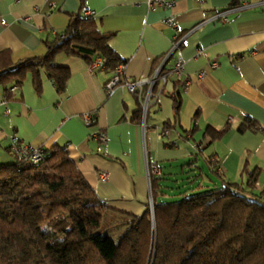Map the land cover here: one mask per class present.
<instances>
[{
  "label": "crops",
  "instance_id": "1",
  "mask_svg": "<svg viewBox=\"0 0 264 264\" xmlns=\"http://www.w3.org/2000/svg\"><path fill=\"white\" fill-rule=\"evenodd\" d=\"M83 6L125 64L122 81H145L135 92L123 85L107 91L113 69L103 65L91 74L90 60L79 55L56 60L70 71L62 92L42 71L40 92L31 73L20 84L5 78L0 161L10 162L7 147L13 142L47 151L61 147L112 215L145 211L151 163L173 182L175 168L194 155L195 165L187 167L192 174L214 168L231 182L245 181L246 164L260 169L261 185L264 0H0V69L42 56L46 42ZM177 62L180 69L173 70ZM247 119L257 128L239 131ZM209 127L227 130L209 141ZM193 178L209 180L204 174Z\"/></svg>",
  "mask_w": 264,
  "mask_h": 264
},
{
  "label": "trees",
  "instance_id": "2",
  "mask_svg": "<svg viewBox=\"0 0 264 264\" xmlns=\"http://www.w3.org/2000/svg\"><path fill=\"white\" fill-rule=\"evenodd\" d=\"M60 55L88 61L101 56L110 69L120 61L93 19L80 13L46 42L42 56L0 69V83L6 78L20 84L31 73L40 92L42 71L62 92L70 71L57 64ZM140 114L141 108L135 112ZM247 128L257 124L247 119L239 131ZM226 130L209 127L205 135L214 141ZM44 151V159L34 164L19 160L7 147L10 162L0 161V264H264L259 168L245 164L243 183L212 168L219 184L209 187L198 178L195 185L172 193L174 199H163L167 178L151 175L152 215L148 207L137 216L112 215L63 148ZM105 215L117 224L116 237L102 230Z\"/></svg>",
  "mask_w": 264,
  "mask_h": 264
},
{
  "label": "built area",
  "instance_id": "3",
  "mask_svg": "<svg viewBox=\"0 0 264 264\" xmlns=\"http://www.w3.org/2000/svg\"><path fill=\"white\" fill-rule=\"evenodd\" d=\"M172 3L173 2H164L165 5H172ZM81 11H82V14L84 16H91L92 15V11L86 6H83L81 8ZM166 23L169 24L170 20L167 19ZM104 64H105V59L101 56H96L87 64L86 68H87L88 72H90L92 74L97 69L102 67ZM124 66H125V64L123 62H118L116 64L115 68L113 69V75L110 77V79L105 84V89L107 91L111 90L116 85H123L127 88V90H129L131 92H135L137 90V88L141 85V83L145 81V78H140V79L135 80V81H124L123 82L121 77L124 74ZM179 69H180V62H177V64H175L173 70H179ZM158 72H159V70H158ZM161 78H163V80H164L165 74L162 75ZM11 90H12V88H11ZM5 104H6L5 96L3 94H1V92H0V106H3L4 110L6 111ZM143 107H144V109L146 108V102L144 103ZM83 118H84V121L86 124L90 123V113H85L83 115ZM166 132L167 131H164L163 133H166ZM99 138L101 140H105V137L103 134L100 135ZM199 146H200V144L197 145L198 148H199ZM9 150L19 160H28L29 162L34 163V164H38L45 157L44 149H42L40 147H33V146H30L29 144H26V143H19L18 144L16 142H13L10 145ZM148 174H149V177L151 175L152 176H159L161 174V170L156 163H151L149 165ZM151 206H152V203H151V198H150L149 199V207H151Z\"/></svg>",
  "mask_w": 264,
  "mask_h": 264
},
{
  "label": "rangeland",
  "instance_id": "4",
  "mask_svg": "<svg viewBox=\"0 0 264 264\" xmlns=\"http://www.w3.org/2000/svg\"><path fill=\"white\" fill-rule=\"evenodd\" d=\"M197 155H198V153H197ZM194 156L192 158L188 159L187 161L185 160V161L179 163V165L175 168L176 169L175 170L176 171L175 176L177 178L176 182L178 184L176 182H173V181H170V180H165L164 181V184L167 185V187L165 188V191L167 192V194L165 196H163V199H174V198H177V196H171V194L175 193V192H178V191H181V189H183L185 187L193 186V185H195L197 183V180L195 178H193L194 174H192L194 172V170L193 169H188L189 168L188 164L190 162L192 164H194L195 161H196V158H194ZM199 160L197 161V165L199 166V168L202 169L203 168L202 167L203 163H202V161L200 162ZM184 162H186L187 165H185ZM182 163H183V165H181ZM182 169H184V172H181ZM196 171H198V170H196ZM203 173H204V175H207V178L209 179V180H206V181L203 180L204 184L207 183V185L209 187L212 186V185H215V184L216 185L219 184V182H220L219 179L215 175H213L212 172H210L209 170H206V171H203ZM243 182L239 181L238 183H243ZM177 186H180L179 189L176 188ZM148 209L151 212L152 206L149 207V205H148ZM107 226H111V227L108 228ZM102 230L107 232V233H109L112 237H116V235L119 234V230H117V224L116 223L115 224H111V221H109V217L107 215H105V217H104Z\"/></svg>",
  "mask_w": 264,
  "mask_h": 264
},
{
  "label": "water",
  "instance_id": "5",
  "mask_svg": "<svg viewBox=\"0 0 264 264\" xmlns=\"http://www.w3.org/2000/svg\"><path fill=\"white\" fill-rule=\"evenodd\" d=\"M151 215H152V209H151ZM152 219H153V217H152Z\"/></svg>",
  "mask_w": 264,
  "mask_h": 264
},
{
  "label": "clouds",
  "instance_id": "6",
  "mask_svg": "<svg viewBox=\"0 0 264 264\" xmlns=\"http://www.w3.org/2000/svg\"><path fill=\"white\" fill-rule=\"evenodd\" d=\"M151 198V197H150ZM151 203H152V201H151Z\"/></svg>",
  "mask_w": 264,
  "mask_h": 264
}]
</instances>
